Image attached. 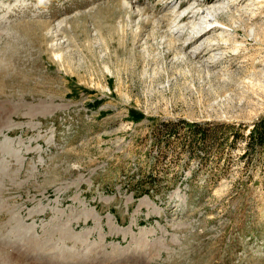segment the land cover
Returning <instances> with one entry per match:
<instances>
[{
  "label": "rangeland",
  "instance_id": "rangeland-1",
  "mask_svg": "<svg viewBox=\"0 0 264 264\" xmlns=\"http://www.w3.org/2000/svg\"><path fill=\"white\" fill-rule=\"evenodd\" d=\"M263 4L0 0V264H264Z\"/></svg>",
  "mask_w": 264,
  "mask_h": 264
},
{
  "label": "bare ground",
  "instance_id": "bare-ground-1",
  "mask_svg": "<svg viewBox=\"0 0 264 264\" xmlns=\"http://www.w3.org/2000/svg\"><path fill=\"white\" fill-rule=\"evenodd\" d=\"M127 4V3H126ZM128 5V4H127ZM256 5V4H255ZM264 5V4H263ZM228 6L224 3H221L220 5H216L215 7L212 6L211 8H208L209 9V12L208 14H212V15H217L219 14L221 11H223V8H227ZM256 13L255 12H252V15H255ZM188 14L186 15H181L183 20L186 18ZM180 17V16H179ZM233 19L235 20V15H232ZM250 17V16H249ZM250 19H253V17H251ZM204 23H201L199 29L196 30V32L194 34V37L197 38V37H200L201 35H203L204 33H206V31H210V30H213L215 27H211L213 25L212 22H210V20L208 19V15L205 16V19H204ZM206 24V25H205ZM246 27V26H245ZM249 27V25H248ZM195 30V29H194ZM250 30L253 32V38L254 40H259V41H264V38L262 39L260 36H259V31L257 29L253 30L252 26L250 27ZM199 33V34H198ZM264 33V31H263ZM192 39V38H191ZM227 39L224 37V32H222V42H226ZM2 237V236H1ZM86 238V237H85ZM4 242V241H3ZM123 256V255H122ZM134 257V256H133ZM149 259V258H148Z\"/></svg>",
  "mask_w": 264,
  "mask_h": 264
},
{
  "label": "trees",
  "instance_id": "trees-1",
  "mask_svg": "<svg viewBox=\"0 0 264 264\" xmlns=\"http://www.w3.org/2000/svg\"><path fill=\"white\" fill-rule=\"evenodd\" d=\"M194 136H201L200 138H205V132L203 130H193ZM259 135L260 141L264 142V120L258 121L255 123L253 130L251 131L250 138H254L256 135ZM237 138V135H235Z\"/></svg>",
  "mask_w": 264,
  "mask_h": 264
}]
</instances>
